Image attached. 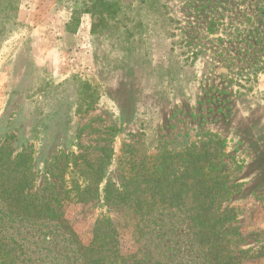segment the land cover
Returning <instances> with one entry per match:
<instances>
[{
    "label": "rangeland",
    "instance_id": "obj_1",
    "mask_svg": "<svg viewBox=\"0 0 264 264\" xmlns=\"http://www.w3.org/2000/svg\"><path fill=\"white\" fill-rule=\"evenodd\" d=\"M106 3L0 0V148L8 147L6 157L27 151L38 186L61 152L92 164L112 153L105 179L118 183L133 157L140 164L217 136L240 185L224 205L236 229L234 256L264 264V0ZM67 213L83 243L107 216L124 253L216 264L197 240L189 199L158 204L145 219L103 201ZM7 228L0 243L26 264H80L55 223Z\"/></svg>",
    "mask_w": 264,
    "mask_h": 264
},
{
    "label": "trees",
    "instance_id": "obj_2",
    "mask_svg": "<svg viewBox=\"0 0 264 264\" xmlns=\"http://www.w3.org/2000/svg\"><path fill=\"white\" fill-rule=\"evenodd\" d=\"M92 1L107 4L106 0ZM7 148H0V206L5 210L0 209L5 215L0 216V233L9 231L7 223L50 222L70 236L80 264H165L150 254L124 253L121 232L111 217L99 218L91 240L83 243L68 218L67 207L103 201L117 213L128 211L145 219L158 204L183 207L189 199L198 242L210 247L216 264H238L236 229L224 205L239 192L240 185L233 182L225 140L214 136L202 147L191 145L180 152L146 157L140 164L133 157L128 169L121 168L118 183L105 179L112 153L92 164L83 153L61 152L46 164L42 186L37 185L32 156L23 150L6 157ZM4 246L0 243L1 264H26Z\"/></svg>",
    "mask_w": 264,
    "mask_h": 264
}]
</instances>
